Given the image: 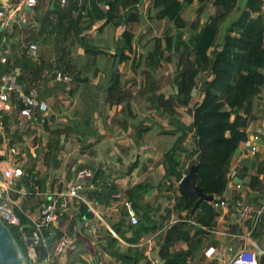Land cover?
<instances>
[{
  "label": "crops",
  "instance_id": "crops-1",
  "mask_svg": "<svg viewBox=\"0 0 264 264\" xmlns=\"http://www.w3.org/2000/svg\"><path fill=\"white\" fill-rule=\"evenodd\" d=\"M51 2V0H37L34 7L28 8L21 0H0V9L4 10L6 16L11 17L6 27L0 26L1 29L8 31V37L3 38V45L0 49L6 48L7 54L10 55L15 52V50L11 51V44L21 40L22 43L18 46L20 54V49L23 50L28 43L35 42L38 46L37 61L43 60L45 64L53 65V62L55 63L62 54L61 48L64 47V60L76 64L81 72L80 79L76 78V81L72 80L66 84L53 78L50 71H44L43 75L46 72L49 75L42 79L43 84L39 88V97L48 104L49 110L46 115L27 120L20 115L19 111H13L14 106L2 114L4 131L0 136L2 138L0 168L9 167L12 161H19L24 170L28 164H34V173L41 176L48 175L45 191L35 192L38 197L36 199L39 202L38 206H34L35 199L27 197L30 190H26L25 175L16 179L13 184L15 190L7 192L6 198L13 203L14 208L22 210L29 221L26 227L30 229L34 221L39 219L41 208L48 197L56 199L59 220L50 229L52 231L50 236L55 238L67 233L75 239L72 247L60 257L58 264H118L115 251L124 252L128 247H139L142 253L149 257L154 251H159V244L165 232L164 226L167 222L175 221L176 215L172 214L171 220L164 221L165 224L158 227L155 232L144 233L137 241H131L130 239L134 238L133 225L129 223L128 216L123 217L126 212L118 202L121 199H129L132 202L133 199L128 197V189L146 183L148 185L146 188H136L131 193V196H137L136 201L132 203L133 207L138 220H142L146 215L145 205H151L153 208H148L149 214L153 213L152 218H156L161 223V217L165 215L168 208H171L175 195H179L178 183L184 173L178 180L175 176L171 177L170 182L165 180L162 159L180 132L167 133L172 131L168 114L161 113L146 100V96L136 93L138 86L144 82L141 70L149 68L144 64L145 56L149 50L153 49V43L157 37L161 39V49L164 54L160 57V63L154 72L156 84L161 87L157 88L156 92H163L166 96L171 92L173 73H169L168 69L170 67L174 70L171 60L173 58L177 62V57L173 50L170 52L165 50V47L163 48V42L165 44L166 37L176 35L177 30L167 18L158 19L156 17L157 10L153 7V0H139L137 10H135L138 19L119 26L113 24L116 18L105 22V18L101 17L99 10L107 8V0H82V9L86 14L81 16V22L75 21L78 15L76 11L71 14L73 19L71 25H69L71 22L69 17L61 22L59 30L66 32L65 37L62 33L60 36L43 34V36L38 35L34 40L32 35L38 33L43 16L49 14L50 7H52ZM65 4L66 1L65 3L60 2L62 6ZM258 5L259 10H252L249 7V0H237L233 10L220 24L218 45L226 30L243 11L249 12L251 18H256L259 14L264 17V0H259ZM198 6V0H193L181 12L186 23L185 28L181 30L183 40L198 32L201 24L207 22L210 16L215 15L218 10V7L211 1L205 5L203 10H198ZM55 15L51 16L52 20L55 19ZM196 21H199L197 29L194 27ZM14 23H17L18 27L13 31ZM78 30H80L79 34L75 33ZM125 30L133 34L132 46L130 49L122 50L128 58L119 60L117 48L118 45L120 48L121 36ZM230 34L237 36L238 32L232 30ZM79 37H83L89 45L102 50L96 56L95 62L78 43ZM217 49L219 50L220 46H217ZM167 57H170V60ZM136 63L138 66H135ZM114 69L121 73L120 83L130 87L134 94L131 100V114L135 117L128 118L130 120L125 129L119 126L117 119L128 117V109L123 104L109 106L104 100L106 88L110 83V73ZM16 70L18 71L19 68L17 67ZM199 77L202 79L203 74L200 73ZM180 107L179 110L177 109L180 113L182 108L186 110V107ZM252 114L253 119L245 130L250 142L253 135L264 126V82L260 87V92L253 99ZM185 115L188 117L187 121L182 113L180 119L189 125L192 118L187 112ZM85 120H88L90 124L78 127L82 134L61 135L63 139L60 138L58 163L52 167L53 155L51 158L46 157V151L40 148L50 138L48 128H54L56 125H71L73 121L84 123ZM139 121H143V125L148 129L138 137L133 134V130ZM15 129L21 131L19 136L21 142L11 145ZM189 130L191 135L192 130ZM186 137L176 151L184 165L190 160L187 155L189 142ZM14 147L18 150L14 157L2 154ZM118 148L125 153L128 152V155H123ZM113 153L119 157L118 168L126 167L130 161H133V168L129 175L112 177L110 165ZM231 163L238 177L229 176L225 194L227 199L235 202V206L231 203H222L220 208L216 207L219 214L216 217L215 227L207 231V236L201 237V242L192 250L193 257L186 264H228L234 252L241 247L256 253V264H264V135L256 141L254 153H251L249 145L245 143V147L235 151ZM84 168L90 169L92 176L77 179V172ZM54 175L57 179L53 178ZM252 176H257L259 182H253L250 187ZM76 180L83 186L82 193L86 189L89 190L91 183L94 184L92 188L94 191L101 190L104 184H108V195L110 194V183H113L116 191L107 202L103 200L106 197L103 195L95 193V197L86 196L95 212L90 211L92 217L84 219L87 213L85 202L72 197H60V193ZM168 184L172 187L167 188ZM82 204L86 207V212L81 210ZM244 207L247 211L244 216H241V209ZM96 214L101 216L103 222L101 228H107L108 231L109 228L114 230L115 235L110 234L111 237L117 239V242L107 245L105 236L108 234L100 226L96 232L97 241H94L92 236L86 232L89 224L97 225L99 217ZM184 214L185 212H182V215ZM77 220H82L80 228L77 227ZM87 220L88 223H86ZM26 234L28 235L27 232ZM100 236L104 238L99 239ZM25 245L27 246V241ZM183 245L184 243L180 242L176 248H182ZM76 246H82L84 250L76 253L74 259L69 260V253ZM208 248L214 249L211 255L205 253Z\"/></svg>",
  "mask_w": 264,
  "mask_h": 264
},
{
  "label": "trees",
  "instance_id": "trees-1",
  "mask_svg": "<svg viewBox=\"0 0 264 264\" xmlns=\"http://www.w3.org/2000/svg\"><path fill=\"white\" fill-rule=\"evenodd\" d=\"M51 1L52 7H50L49 14L43 16L38 33L32 35L34 40L37 39L38 35L43 36V34L60 36V33H62L65 37L66 32L59 30L61 22L68 17L70 19L72 12L76 11L78 15L75 21L80 23L81 16L86 14L82 9V1L65 0L66 4L63 6L60 5V0ZM209 1L218 7L216 14L210 16L207 22L201 24L198 32L183 40L181 39V30L185 28L186 23L181 16V12L193 0H153V7L157 10L156 17L158 19L167 18L171 21L173 28L177 30L176 35L166 37L165 44L163 42L165 50L174 51V55L177 57V69L173 70L171 92L167 96L163 92H156L157 84L154 72L164 52L161 49V39L155 38L153 49L149 50L144 61L145 66H149L150 69L141 70L144 82L138 86L136 93L146 96V100L161 113L166 112L168 114L170 118L169 126L172 127V131L167 133L180 132L171 148L163 155L164 179L170 182L171 177L175 176L178 180L182 173L185 174L188 171L191 164L200 161L201 163L196 172V184L203 188L206 194L221 196L227 189L228 166L232 156L238 148L245 147L248 138L245 130L253 119V99L260 92V87L264 82V17L259 14L256 18H251L249 12L243 11L240 17L226 30L221 43L218 45L220 24L227 14L233 10L237 0H198V10H203ZM138 2L139 0H107V8L99 10V12L101 17L105 18V22L116 18L113 24L119 26L122 23L138 19L135 11ZM258 2L259 0H249L250 9L259 10ZM54 14H56V17L52 20L51 16ZM70 20L69 25L73 22L72 18ZM198 24L199 21L194 22V27H198ZM17 27L18 24L14 23L13 31ZM232 30L237 31L238 35H231L230 31ZM79 32L80 30L75 31L77 34ZM5 37H8L7 29L0 28V48ZM176 37L179 39L177 40ZM121 38L120 48L119 45L117 48L119 60H126L128 57L122 53V50L130 49L133 34L125 30ZM21 43L22 41L19 40L11 44V51L15 50V52L6 56L5 63H0V72H11L18 67L19 74L16 81L25 90L37 86L44 71H51L54 66L56 69L68 74L74 81L80 77L81 72L76 64L64 60V47L61 48L62 54L59 55L55 63L53 62V65L49 63L48 65L43 60L37 61L38 59L30 58L27 53L28 46H25L23 50L20 49L19 54L18 46ZM78 43L83 46L85 53L92 58L93 62H95L96 56L102 52L98 47L89 45L83 37L78 38ZM217 46H220L219 50ZM167 59L170 60V57H167ZM135 66H138V64L136 63ZM200 73L203 74L202 79L199 77ZM120 80L121 73L119 70L114 69L110 73V83L106 88L104 100L109 106L123 104L128 109V117L117 119L119 126L125 129L128 126V120L135 117L131 114V100L134 94L133 90L130 87L123 86ZM175 84L178 88L177 92L174 89ZM193 87H196V92H199L201 99L190 108ZM12 98L15 99L16 104L13 111H19L24 107L23 103L15 96L12 95ZM180 106L186 107L185 111L192 118L189 125L180 119V114L177 111ZM143 121H139L134 126L133 134L138 137L148 129L143 125ZM89 124V121L85 120L84 123L73 121L71 125L49 127L50 138L40 148L46 151V157L51 158L53 153L60 149L62 134H82L78 127L81 125L85 127ZM189 129L192 130L193 147L189 152L190 160L184 165L176 151ZM20 135L21 131L15 129L14 140L10 144L15 145L16 142H21ZM0 142H2L1 137ZM34 168V164H28L24 170V177L28 178L30 187L27 197L35 199L34 206H38L39 202L36 200L38 197L35 192L45 191L48 175L41 176L34 173ZM53 178L57 179L55 175ZM250 181V187L253 182H259L257 176H252ZM147 186L145 183L128 189V197L133 199L132 203L136 201L137 196H131V193L136 188H146ZM171 187V184L167 185V188ZM115 191L113 183H110V194L104 197L103 200L107 202L112 198ZM84 193L88 198L96 196L93 189H86ZM99 197L101 199V196ZM196 200L197 196L185 200L182 196L176 194L171 208H168L165 215L161 217V223L156 218H152L154 215L153 213L149 214V209L153 207L146 204V215L132 226L134 238L130 240L137 241L144 233L155 232L158 227L165 224L164 221L171 220V215L175 214L177 219L173 222H167L164 226L165 232L159 244L158 254L163 264H186L193 257L192 250L195 245L201 242V237L207 236V231L215 227L216 217L219 214L215 204L209 201H202L191 213ZM80 208L86 212L84 204ZM14 212L20 217L21 224L25 225L24 230L30 235L31 229L26 227L29 221L22 210L14 208ZM182 212H185V214L182 215ZM125 215L127 216V214H123V217ZM7 225L24 252L28 264H32L26 252L25 242L18 240L14 226ZM101 229L108 234L105 236L107 245L117 242V239L111 237L107 228ZM102 238L104 236H100L99 239ZM180 242L184 243L183 247L176 248ZM110 252L113 253V251ZM115 254H117L115 259L118 264H138L140 261L143 262L142 264H159L154 259H150L148 255L143 254L139 247H128L124 252L115 251ZM44 255L43 247L40 244L37 245V259L41 260Z\"/></svg>",
  "mask_w": 264,
  "mask_h": 264
},
{
  "label": "built area",
  "instance_id": "built-area-1",
  "mask_svg": "<svg viewBox=\"0 0 264 264\" xmlns=\"http://www.w3.org/2000/svg\"><path fill=\"white\" fill-rule=\"evenodd\" d=\"M23 5L28 8H32L35 6L37 0H21ZM61 3H65V0H60ZM82 0H79L81 2ZM9 20H11L10 16H6L3 9H0V26L6 27L9 24ZM38 46L35 42L28 43L27 53L28 56L32 59L37 58ZM8 50L6 48L0 49V63L6 62V56L8 55ZM51 76L55 78L57 81H61L64 83H70L72 78L64 73L62 70L52 69ZM19 74V70L16 69L11 72H0V135H3L4 125L2 121V114H5L7 110L9 111L16 104L14 102L15 96L16 99L20 100L24 107L19 110V113L22 117L27 120H33L36 116L42 117L46 115L49 108L48 104L43 101L39 97V88L42 87V79L49 75L46 72L42 79L38 82V85L25 90L23 86L17 83L16 77ZM14 109V108H13ZM261 135H264V126L258 130V133L253 135L251 142L247 139L246 144L249 145L251 153L256 151V141L260 138ZM18 153V150L14 148H10L7 150V153L4 152L2 154H9L14 157ZM231 162V161H230ZM24 175V168L22 163L19 161H12V164L4 169L0 168V193L1 192H10L14 191L15 188L13 184L16 179H19ZM228 175L238 177L236 174L233 163L228 166ZM92 172L90 169L84 168L77 172V179L84 177H91ZM237 185H240L237 183ZM94 184H90L89 189H92ZM83 190V186L81 183L76 180L74 183H70L67 186V189L64 192L60 193L61 198L72 197L76 198L79 201L85 202L87 205V211L95 212L93 210L92 203L86 198V195L81 192ZM118 204L125 210L128 221L131 225H135L138 223V217L136 215L135 209L133 207L132 202L129 199H121ZM222 204V203H221ZM247 211V208L241 209V216H244ZM99 217V221L97 225H91L86 227V232L92 236L94 241H97V230L99 226H102V219L99 214H96ZM0 218L7 224L14 226L17 231L20 233V238L24 242L28 240L30 237L32 239L31 244H27L26 252L30 260L35 264H58L60 257L67 252L68 249L72 247L75 239L67 234L63 233L58 237L51 238V228L56 224L59 220V213L56 209V199L53 197H48V200L44 203L41 208L40 217L38 220H35L31 234L27 235L24 226L21 224L20 217L14 212V205L10 200H7L6 196L1 197L0 194ZM89 221L87 220L86 223ZM109 231L112 235H115L113 229L109 228ZM41 245L45 251V255L41 258V260L37 259V245ZM214 252L213 248H208L206 250L207 255H211ZM150 259H154L149 255ZM155 260V259H154ZM156 261V260H155ZM157 262V261H156ZM256 253L253 250L246 249L245 247H241L237 249L233 256L230 259L228 264H256ZM142 264V263H138Z\"/></svg>",
  "mask_w": 264,
  "mask_h": 264
},
{
  "label": "water",
  "instance_id": "water-1",
  "mask_svg": "<svg viewBox=\"0 0 264 264\" xmlns=\"http://www.w3.org/2000/svg\"><path fill=\"white\" fill-rule=\"evenodd\" d=\"M19 23L22 24L21 21ZM172 65L174 67V70L177 69L176 62L172 58ZM78 79H80L78 77ZM175 92L178 91L177 85H174ZM196 94V87H193L191 95L194 96ZM63 137L61 138V140ZM62 142V141H61ZM117 144V143H116ZM118 150L123 153V155L127 156L128 152L125 153L122 151L121 148H118ZM119 157L116 153H113L111 156V165L110 168L112 170V177L115 176H127L129 175L130 171L133 168V161H130L129 164L126 165V167H117ZM58 163V151L53 153L52 157V167H55ZM200 161L197 163L191 164L188 168V171L181 177L178 183V193L180 196H182L185 200L192 198L193 196H197V200L195 201L191 213L194 212V210L199 206V204L202 201H209L211 203H214L217 208H220L221 203H231L233 206H235V202L231 201L226 198L225 191L223 194L219 197H216L213 194H206L203 190V188L199 187L196 184V172L200 165ZM24 182L27 185L26 190L29 191L30 188L28 187V178H24ZM98 195L107 196L109 193L108 190V184H104L101 190L94 191ZM1 197H5L6 193L1 192ZM92 217V213L90 211H87V213L84 215V219H89ZM82 226V220H77V227L80 228ZM32 239L29 237L27 240V244H31ZM82 250H84V247L82 246H76L73 248L69 253V260L72 258L74 259L76 253H80ZM151 257L156 259L159 264H163V262L160 260L158 251H154L151 253ZM0 264H28V261L26 259V256L24 252L22 251L20 245L18 244L17 240L13 236L10 228L8 225L0 218Z\"/></svg>",
  "mask_w": 264,
  "mask_h": 264
},
{
  "label": "rangeland",
  "instance_id": "rangeland-1",
  "mask_svg": "<svg viewBox=\"0 0 264 264\" xmlns=\"http://www.w3.org/2000/svg\"><path fill=\"white\" fill-rule=\"evenodd\" d=\"M16 48V47H15ZM168 72L169 73H173V70H171V68L169 67V69H168ZM157 88H161V87H159L158 85H157ZM170 91H171V88H170ZM200 99H201V96H200V94H199V92H196V94L194 95V96H192V98H191V102H190V104H189V107L190 108H192L197 102H199L200 101ZM181 107H179V108H177L178 110L180 109ZM177 110V111H178ZM179 112V111H178ZM181 113L184 115V118H185V120L188 118L187 117V115H185V109L184 108H182L181 109ZM181 113L179 112V114H180V116H181ZM189 120V119H188ZM187 121V120H186ZM190 130L189 131H187V137H186V139H187V141L189 142V145L187 144V149H188V157H189V150L191 149V145L193 144V136H192V134L190 135ZM186 141V140H185ZM20 151H22L21 149H19ZM15 231H16V237L18 238V240L21 242L22 240H21V238H20V233L17 231V229L15 228ZM26 248H27V246H26ZM29 259V258H28ZM29 261L32 263V264H35V263H33L30 259H29Z\"/></svg>",
  "mask_w": 264,
  "mask_h": 264
},
{
  "label": "clouds",
  "instance_id": "clouds-1",
  "mask_svg": "<svg viewBox=\"0 0 264 264\" xmlns=\"http://www.w3.org/2000/svg\"><path fill=\"white\" fill-rule=\"evenodd\" d=\"M91 190V189H90Z\"/></svg>",
  "mask_w": 264,
  "mask_h": 264
}]
</instances>
